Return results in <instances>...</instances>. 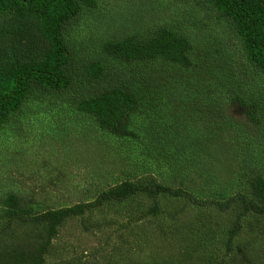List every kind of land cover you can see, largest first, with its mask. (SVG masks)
Returning <instances> with one entry per match:
<instances>
[{"label":"rangeland","instance_id":"rangeland-1","mask_svg":"<svg viewBox=\"0 0 264 264\" xmlns=\"http://www.w3.org/2000/svg\"><path fill=\"white\" fill-rule=\"evenodd\" d=\"M94 2L93 6L82 4L79 16L64 31L73 52L69 71L78 80L77 88L62 94L69 101L94 91L96 83L89 85L83 78V67L85 61L98 57L104 41L171 24L196 41H220L225 51L234 46L239 53L229 24H219L216 10L205 0ZM108 63L112 69L129 68L113 58ZM257 84L264 85V77L260 75ZM64 97L34 90L23 103V113L0 126V193L10 190L24 195L36 212L93 199L125 178L151 176L163 184L189 189L201 201L215 197L225 202L242 187L238 178L243 167L264 176L263 130L224 97H209L220 100L231 118L216 125L208 123L209 119H190L164 97L152 106L149 116L141 112L134 118L132 128L138 138L106 133L93 117L68 105ZM169 113L182 123V138L188 142L178 158H173L169 140L160 137L171 134ZM156 144L164 151L154 147ZM155 203L157 214H149ZM236 218L235 209L222 211L212 204L197 205L164 195L154 201L139 194L89 214L90 224L103 223L98 228L87 231L83 218H68L59 228L54 239L56 253L47 264H207L209 255L211 260H219L218 255L228 250L229 229ZM243 219L246 228L232 239L233 250L225 254L226 264H231L236 252L264 239V217L248 215Z\"/></svg>","mask_w":264,"mask_h":264},{"label":"trees","instance_id":"trees-1","mask_svg":"<svg viewBox=\"0 0 264 264\" xmlns=\"http://www.w3.org/2000/svg\"><path fill=\"white\" fill-rule=\"evenodd\" d=\"M205 1L216 10L219 24H229L239 43L238 54L234 46L227 52L220 41L202 43L181 28L161 25L147 33L102 42L98 57L85 61L83 67V78L89 85L96 83L94 91L69 101L62 94L77 88L78 80L70 72L73 52L64 31L79 16L82 4L93 6L94 0H0V126L22 114L26 98L39 90L58 93L68 105L90 115L101 130L116 137L138 138L132 128L134 118L141 112L149 116L152 106L164 97L179 113L194 121L209 119L214 125L231 120L220 105L224 97L264 132V85L257 84L260 75L264 77V0ZM112 58L129 68L112 69L108 63ZM211 95L220 100H209ZM171 116V134L160 137L169 140L173 158H178L188 142L182 138V123ZM249 169L243 167L239 172L238 185L242 187L225 202L215 197L201 201L189 189L163 184L151 176L125 178L93 199L37 212L24 195L5 190L0 193V264H47L55 256L59 228L68 218H83L87 231L98 228L103 223L90 224L89 214L139 194L154 201L164 195L197 205L212 204L222 211L235 209L237 218L229 229L228 250L218 255L219 260L205 257L207 264H226L225 254L233 250L232 239L246 228L243 216L264 217V176ZM157 212V203L148 209L149 214ZM250 245L236 252L231 264H264V239Z\"/></svg>","mask_w":264,"mask_h":264}]
</instances>
